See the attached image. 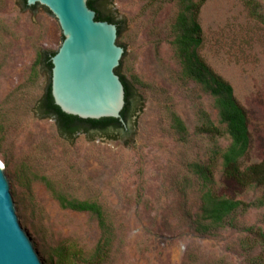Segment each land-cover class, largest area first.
<instances>
[{
    "label": "rangeland",
    "instance_id": "rangeland-1",
    "mask_svg": "<svg viewBox=\"0 0 264 264\" xmlns=\"http://www.w3.org/2000/svg\"><path fill=\"white\" fill-rule=\"evenodd\" d=\"M96 6L121 27V74L134 90L129 130L69 138L40 109L51 74L42 65L38 76L31 73L40 52L60 49L58 20L42 6L27 10L22 0H0V162L40 260L57 264L55 250L70 247L77 264H94L101 237L96 219L62 209L55 192L103 206L115 234L103 264H264V244L248 231L264 230V208L238 214L236 227L214 235L194 232L201 188L190 165L207 164L227 143L197 132L201 111L217 124L218 113L210 96L182 75L171 31L175 4L99 0ZM200 24L202 58L233 86L249 116L252 148L244 163L259 164L264 26L239 0H208ZM174 113L188 129L186 141L172 127ZM216 181L222 194L246 202L256 196L223 180L220 167Z\"/></svg>",
    "mask_w": 264,
    "mask_h": 264
},
{
    "label": "trees",
    "instance_id": "trees-1",
    "mask_svg": "<svg viewBox=\"0 0 264 264\" xmlns=\"http://www.w3.org/2000/svg\"><path fill=\"white\" fill-rule=\"evenodd\" d=\"M97 1L90 0L88 6L96 12V21L115 24L114 18L103 15L97 9ZM161 3L175 4L177 13L171 25L174 35L173 46L175 56L181 67L184 78L195 84L205 94L209 95L218 113L219 124L215 123L210 115L200 112L201 125L197 132L219 140L223 139L226 146L215 148L207 164L192 163L190 169L196 176L200 186V207L196 215L193 229L199 235H214L219 230L236 227V216L245 214L252 209L264 208V161L259 164L247 165L244 163L251 147V133L249 116L245 108L236 98L233 86L221 75L211 68L202 58L200 50L204 44L203 29L200 24L202 9L208 0H154ZM247 9L249 16L264 26V5L259 0H239ZM23 7L27 10H35L39 7H29L26 0H22ZM48 10V9H47ZM49 12V10H48ZM50 13V12H49ZM118 26V37L121 27ZM55 53L40 52L32 68V76L39 75L38 67L45 66V70L51 74V59ZM122 64L116 70L126 91V107L122 116L127 127L117 119L82 120L69 116L55 104L51 92V81L41 98L40 109L45 117L53 118L61 134L72 138L88 130L128 131L131 120L133 87L121 74ZM172 127L182 141H186L189 135L183 120L172 114ZM220 167L221 178L233 184L245 193H256L251 202H246L219 192L217 188L216 172ZM60 206L64 210L78 213H87L96 219L101 230L99 243L94 251L92 261L94 264L104 263L111 252L114 242L112 224L103 206L93 201L70 199L62 193H55ZM257 241L264 244V230L250 228ZM70 247H59L55 250L57 264H77L78 256L74 255Z\"/></svg>",
    "mask_w": 264,
    "mask_h": 264
},
{
    "label": "water",
    "instance_id": "water-1",
    "mask_svg": "<svg viewBox=\"0 0 264 264\" xmlns=\"http://www.w3.org/2000/svg\"><path fill=\"white\" fill-rule=\"evenodd\" d=\"M90 0H26L58 20L64 41L51 59V92L63 113L82 120L117 119L123 126L126 91L116 74L125 50L118 27L96 21ZM0 164V264H43L16 213L11 187Z\"/></svg>",
    "mask_w": 264,
    "mask_h": 264
},
{
    "label": "bare ground",
    "instance_id": "bare-ground-1",
    "mask_svg": "<svg viewBox=\"0 0 264 264\" xmlns=\"http://www.w3.org/2000/svg\"><path fill=\"white\" fill-rule=\"evenodd\" d=\"M0 164H1V162H0ZM2 165V164H1Z\"/></svg>",
    "mask_w": 264,
    "mask_h": 264
},
{
    "label": "flooded vegetation",
    "instance_id": "flooded-vegetation-1",
    "mask_svg": "<svg viewBox=\"0 0 264 264\" xmlns=\"http://www.w3.org/2000/svg\"><path fill=\"white\" fill-rule=\"evenodd\" d=\"M127 130H129V128Z\"/></svg>",
    "mask_w": 264,
    "mask_h": 264
}]
</instances>
